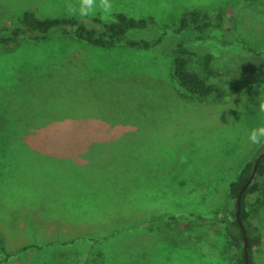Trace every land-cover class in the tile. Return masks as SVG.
<instances>
[{"label":"rangeland","instance_id":"374dc122","mask_svg":"<svg viewBox=\"0 0 264 264\" xmlns=\"http://www.w3.org/2000/svg\"><path fill=\"white\" fill-rule=\"evenodd\" d=\"M112 3L114 14L153 19L125 39L158 43L142 49L124 39L101 47L56 30L46 40L0 44L4 121L32 126L11 145L14 177L0 186V264H70L75 255L85 258L93 244L96 264H237V248L222 221L229 183L261 151L248 137L264 126V0ZM70 4L78 0H0V27L18 25L27 10L38 18L67 17ZM191 9L223 14V28H212L206 39L177 31L178 17ZM97 14L102 19V11ZM180 40L196 54L190 68L203 73L202 57L209 53L214 69L239 79L222 83L230 92L225 98H189L178 90L171 66L172 47ZM55 62L129 78L133 95L129 82L122 86L129 95L117 98L111 105L116 112L105 113L104 123L80 119L40 128L29 100L38 102L36 81L71 75ZM147 78L154 82L142 91L143 107L135 100ZM73 109L81 112V102ZM60 111L53 120L66 119ZM28 188L37 195L27 196ZM112 190L121 196L117 207L108 205ZM246 209L244 225L258 239L252 264H264V176L247 195Z\"/></svg>","mask_w":264,"mask_h":264},{"label":"trees","instance_id":"16d2710c","mask_svg":"<svg viewBox=\"0 0 264 264\" xmlns=\"http://www.w3.org/2000/svg\"><path fill=\"white\" fill-rule=\"evenodd\" d=\"M114 22L104 21L99 15L95 14L86 19H78L76 17L63 16V17H53V18H38L33 14L32 11H24L18 20V25L16 26H5L0 27V44H17L23 41H40L48 39L53 32L56 30H61L63 34H70L72 38L78 41H84L96 46L109 47L121 41H125L129 46L139 47L142 49L151 48L159 39L155 40H127L125 39V34L132 29H147L151 26L153 19L140 18L136 19L133 17L126 16L124 14L118 13L114 14ZM223 14L217 13L214 15L206 14L202 11L191 9L184 11L178 17V23L175 24L177 31L180 30H191L194 32L198 39H206L209 37L208 31L213 29H222L223 28ZM125 39V40H124ZM196 56L195 52L188 48L183 40L178 41L172 47V66H171V77L176 81L178 85V90L182 91L185 96L195 99H223L230 92L223 88V82L229 84L239 80L238 78H229L225 77L222 72L214 69L211 65L212 55L207 53L202 57L203 73L197 72L194 69L190 68L192 59ZM52 66H58L60 68H67L65 64H51ZM80 65V64H79ZM263 64L260 66L262 67ZM63 66V67H62ZM58 67H55V71H58ZM79 68H81L79 66ZM256 68L255 70H257ZM79 69L76 67L74 69V74ZM42 73V70H41ZM73 75V74H71ZM51 75L41 76L36 81V93L39 97V106H37L36 115H40L41 119L46 116H53L55 113L53 109L57 106L64 107L65 104L62 103L64 99L59 103L57 99H49L48 95L51 93L58 94V96H63L69 91L70 88L79 89L81 81L72 80V79H61L57 82L49 78ZM66 78V76H64ZM147 85L144 89H139L138 95L142 97L135 100L138 105L139 103L143 106L144 93L151 86V82L154 80L147 78ZM256 81V80H255ZM254 81V82H255ZM264 81V79H262ZM129 82V83H128ZM251 82V81H249ZM256 82H261L256 81ZM71 83V86L70 84ZM130 87L131 93L133 95V81H128L123 79V87ZM128 88V87H125ZM158 93L155 95V97ZM147 97V96H146ZM152 97V96H151ZM61 98V97H59ZM149 98V97H148ZM151 99V98H149ZM32 101V98H29ZM146 102V100L144 99ZM144 107V106H143ZM61 110L60 112H63ZM59 112V111H58ZM57 112V113H58ZM143 111H141V114ZM12 118L4 121V114L0 102V186L8 185L12 181L14 175L13 171L10 169V156L8 155L11 150V145L19 144L18 140H21L22 135H24L30 127L27 126L25 122H10ZM43 122V121H41ZM22 141V140H21ZM264 150V146H261V151L254 157L248 159L241 167L239 173L236 175L235 179L229 183L227 191V200L228 208L225 209L226 219L223 220L224 229L226 230L228 236L230 237L233 245L237 248L236 262L237 264H244V251L243 243L244 238L247 239V251H248V264H252L251 258V246L256 243L258 239H252L249 236V232L244 225L245 219L248 216L246 209V197L248 194L254 193L259 187L260 178L264 176V155L259 159L256 172L252 177V181L248 184L239 196L238 193L241 187L246 183L249 178L254 161L260 153ZM27 196L37 193L31 188L26 189ZM110 201L108 205L113 202L117 207V201L121 200V196H118L117 193L112 190L109 193ZM104 200H109L108 198L103 197ZM239 199V216L242 221L243 229L240 228L236 216L235 210L237 206V201ZM107 207V204L105 205ZM81 208V207H80ZM113 209V208H111ZM92 210V209H90ZM101 209L94 211L97 213ZM104 236L101 239H106ZM89 240V239H88ZM73 244H76L75 240L72 241ZM70 244V243H68ZM94 247L95 245H90L85 255V258L82 260L79 256L75 255L71 260L70 264H96L100 256H95L94 258ZM98 259V260H97ZM102 263L104 261L102 260ZM101 263V264H102Z\"/></svg>","mask_w":264,"mask_h":264},{"label":"crops","instance_id":"0c3cea01","mask_svg":"<svg viewBox=\"0 0 264 264\" xmlns=\"http://www.w3.org/2000/svg\"><path fill=\"white\" fill-rule=\"evenodd\" d=\"M66 66L68 67V70L71 71V74H73V75H68L69 78L66 77V79L80 80L81 81L80 87L79 89H75V90L72 89L71 92L67 91L66 94H64L63 96L61 95L58 96V94L55 93L52 94L50 93L48 95V98L50 100L57 99L59 103L62 101L61 99L65 98L62 103L65 104V110L63 112L67 117L64 120L61 119L53 120V118H57L53 116H46L41 119L40 115H36L37 106H39L38 104H40L39 103L40 96L38 97V102L36 104L31 101L32 112L35 113L36 119L39 120V122L37 123L35 122L34 125L40 128L51 127L62 121H77L80 119H82L80 121L83 122L101 120L100 122L104 123V121L107 120L105 119L106 117L104 115L105 113L110 112L113 115L116 112L115 108H112L111 105L115 103L117 98L121 97L122 93L124 95H129L128 92H123L122 83H121L123 79H127L128 81H130L129 78L122 77L119 74L115 75V73L112 71H109V73L102 72L100 74L91 73L89 69L86 68L85 64H80V65L68 64ZM79 66L81 68H79ZM76 67L80 71L78 70L79 72L74 74L73 72ZM79 102H81V112L73 109V106ZM53 111L56 113L60 110L53 109ZM51 120H53L54 122H51ZM136 120L139 121L138 119ZM90 123H94V122H90ZM126 125L127 124L121 125L120 127H127ZM27 126L30 127V124ZM30 128H32V126Z\"/></svg>","mask_w":264,"mask_h":264},{"label":"clouds","instance_id":"9594fccd","mask_svg":"<svg viewBox=\"0 0 264 264\" xmlns=\"http://www.w3.org/2000/svg\"><path fill=\"white\" fill-rule=\"evenodd\" d=\"M97 9L102 11L104 21L114 22V5L112 0H78V5H68L67 13L70 17L86 19L96 14ZM259 110L264 113V103L259 105ZM249 142L255 145L264 146V126L253 129L249 134Z\"/></svg>","mask_w":264,"mask_h":264},{"label":"water","instance_id":"95a60500","mask_svg":"<svg viewBox=\"0 0 264 264\" xmlns=\"http://www.w3.org/2000/svg\"><path fill=\"white\" fill-rule=\"evenodd\" d=\"M264 155V150L262 151V153H260L258 155V157L256 158V160L254 161V164H253V168H252V171H251V174L249 176V178L247 179L246 183L241 187L238 195L240 196L241 195V192L244 190V188L251 183L252 181V177L253 175L255 174L256 172V168H257V165H258V161L259 159ZM239 199L237 201V206H236V210H235V216H236V219H237V222L240 226L241 229H243V225H242V221L240 219V216H239ZM243 251H244V264H248V251H247V239L246 237L244 238V243H243Z\"/></svg>","mask_w":264,"mask_h":264}]
</instances>
